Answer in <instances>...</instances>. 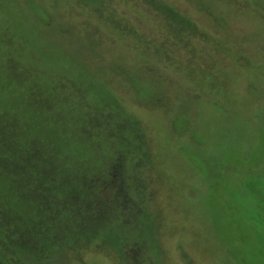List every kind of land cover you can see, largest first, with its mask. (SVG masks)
I'll return each mask as SVG.
<instances>
[{"label": "rangeland", "instance_id": "1", "mask_svg": "<svg viewBox=\"0 0 264 264\" xmlns=\"http://www.w3.org/2000/svg\"><path fill=\"white\" fill-rule=\"evenodd\" d=\"M0 264H264V0H0Z\"/></svg>", "mask_w": 264, "mask_h": 264}, {"label": "trees", "instance_id": "2", "mask_svg": "<svg viewBox=\"0 0 264 264\" xmlns=\"http://www.w3.org/2000/svg\"><path fill=\"white\" fill-rule=\"evenodd\" d=\"M42 88H40V90H41ZM40 92L41 91H38V94H40ZM41 95H42V97H40V96H34V97H30L29 98V101H35V99L37 98V100H36V103H44V104H42V105H45L47 102H50V100L49 99H45V96L42 94V92H41ZM40 105V104H39ZM29 124H32V121H30V122H28ZM21 127V126H20ZM20 129H22V128H20ZM36 141H37V143H35L34 141H33V143L31 144V145H29V146H31L32 148H34V150H35V154H34V157H38L37 156V154L38 153H41V151L43 150V148L42 147H46L45 145H47V144H44L43 143V141H39L38 139H36ZM17 143H19V142H17ZM21 146H22V144L21 143H19ZM23 148H24V145L22 146ZM23 148H22V150H23ZM24 153V152H23ZM34 153V152H33ZM19 155H20V157H21V154L19 153ZM39 155V154H38ZM28 157H29V155H28ZM23 159H24V157H23ZM35 167H37V166H35ZM29 173L30 172H28V175H29ZM32 176V175H31ZM29 181H31L30 179H29ZM34 189H36V188H34ZM37 190V189H36ZM43 195V194H42Z\"/></svg>", "mask_w": 264, "mask_h": 264}]
</instances>
